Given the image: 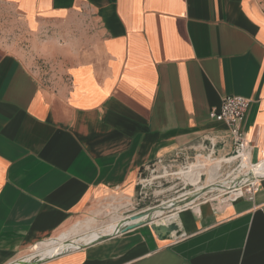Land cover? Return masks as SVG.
<instances>
[{
    "label": "crops",
    "instance_id": "0c3cea01",
    "mask_svg": "<svg viewBox=\"0 0 264 264\" xmlns=\"http://www.w3.org/2000/svg\"><path fill=\"white\" fill-rule=\"evenodd\" d=\"M0 4L50 65L40 73L0 45V264H264V176L232 203L198 202L126 232L119 223L117 234L66 239L63 251L41 256L89 206L140 202L157 160L226 134L209 117L226 96L251 101L246 168L264 162L258 0ZM163 223L173 230L156 233Z\"/></svg>",
    "mask_w": 264,
    "mask_h": 264
},
{
    "label": "built area",
    "instance_id": "2783aa9c",
    "mask_svg": "<svg viewBox=\"0 0 264 264\" xmlns=\"http://www.w3.org/2000/svg\"><path fill=\"white\" fill-rule=\"evenodd\" d=\"M250 103V100L242 97H224L221 100L219 108L210 111L209 117L223 123L226 126V134H206L195 146L190 145L186 148L176 150L173 156L167 161L157 160V164H159L163 170H160L161 174L158 175V171L154 165L149 167V177L143 178L140 184L141 199L146 200L148 196L147 189L151 188V186H156V180H164L165 175L163 174H166L167 171L173 169V167L175 169L178 168L173 174L181 176L180 178L177 176V179L181 180L182 188H184V186L194 187L192 182L186 177H183L182 174L193 173L194 169L192 166L197 163L203 165L201 175L199 176V182L197 183L198 186L202 183V177H205L207 172L209 176L207 187L213 190H216L218 186L224 188L222 190V195L214 196L208 201L232 203L245 195L251 196L257 189V180L260 177H257L255 181L247 183V175L243 171L246 167L242 166V161H244L245 158L247 159L249 148L246 134L242 128V122L250 107ZM217 161L219 162L218 167L215 166ZM205 163H210V167L207 168ZM234 163L236 166L233 167L234 170L232 172H234L233 174H235V177H231L227 175L228 171H225L232 168V166L235 165ZM214 168L217 170L213 173ZM224 175L226 179L223 183L217 184L216 181L223 178ZM210 176L212 177L210 178ZM186 207L188 206L185 205L176 210ZM118 232L119 230L116 229V231L112 233L117 234ZM58 253H60V251Z\"/></svg>",
    "mask_w": 264,
    "mask_h": 264
},
{
    "label": "rangeland",
    "instance_id": "374dc122",
    "mask_svg": "<svg viewBox=\"0 0 264 264\" xmlns=\"http://www.w3.org/2000/svg\"><path fill=\"white\" fill-rule=\"evenodd\" d=\"M258 2L264 8V0H258ZM30 42L31 34H29L22 26L15 13L7 6L0 4V45L20 53L23 60L29 64L33 70L40 73L47 72V70L50 69V65L43 59L37 58V56L32 54ZM205 165L208 168L211 164L205 163ZM234 166H236V164L225 171H228L227 175L235 177V174H233L234 172H232ZM160 170H163L162 167H159L157 170L158 175L161 174ZM177 170L178 168L175 169L173 167V169L168 170L166 174H163L165 175L164 180H156L155 183H157V188L156 186H151V188L147 189L148 196L146 200L141 199L142 197L139 198L140 202L135 198L128 201L124 200L122 197L112 198L111 202L105 200L89 206L83 215H80V217L73 221L72 224L74 225L77 222H87L88 220H91L89 223L90 227L100 230L109 224L112 219L117 218L118 216L129 218L136 214L140 216L147 213L149 215V213L152 214L156 209L163 210L162 215L160 214L158 216H168L182 206H189L201 201H208L214 196L222 195V190L224 188L218 186L216 190H213L210 189V187H207L209 176L206 171V176L202 177V183H200L199 188L185 186L182 188L181 180L177 179V176L178 178L181 176L173 174ZM243 171H246L245 174L248 177H246L247 183L256 180L251 169L246 168ZM225 179L226 176L224 175V177L217 180L216 183H223ZM152 217L155 216H151V218ZM58 235L53 237L54 240H57L59 237ZM26 256L31 257L30 253L24 255V258H26Z\"/></svg>",
    "mask_w": 264,
    "mask_h": 264
},
{
    "label": "bare ground",
    "instance_id": "6f19581e",
    "mask_svg": "<svg viewBox=\"0 0 264 264\" xmlns=\"http://www.w3.org/2000/svg\"><path fill=\"white\" fill-rule=\"evenodd\" d=\"M245 160H246V158H245ZM245 160L242 161V166H245L246 167L248 165H246V161ZM215 166L216 167L219 166V162L218 161L216 162ZM192 168L194 169L193 173H190V174L184 173V174H182V176L183 177H186L187 179H189L192 182V184L194 185V187L199 188V186L197 185V183L199 182V176L201 175V169H203V165L201 163H197L196 165H193ZM216 170L217 169L214 168L213 169V173ZM251 171L253 173L254 178L264 176V162L261 161L260 164L254 165L251 168ZM247 173H249V172H247ZM211 177L212 176H210V178ZM206 190H208V189H206ZM196 198H197V196H196ZM162 211L156 209V210L153 211L152 214H150V213H149V215H146L145 214V215L139 216L136 219L125 218V217H119L118 216L117 218L112 219L109 224H107L103 229H100V230H97L94 227L93 228L90 227L89 223L91 222V220H88L87 222H78L74 226V228L72 229V231L70 233L60 236L59 239H58V241H54L53 240L54 242H51V244L46 245V246H43L45 248L42 250L41 256L42 257L49 256V255H51V254H53L55 252H59L60 250H62L63 247H59V246H61L62 243L66 239H70L72 241V242H69L68 241L69 242V243H67L68 246H70V245L75 246V245H78L80 243H88V242L96 239L100 234H104V235H106V234H112V232L116 230V228L119 225V223H120V225L123 226V225L135 223L137 221L138 222L139 221H144V220L150 218L151 216H155L156 217V216H158L160 214L162 215ZM148 212H149V210H148ZM152 218H154V217H152ZM36 249H38V248H36Z\"/></svg>",
    "mask_w": 264,
    "mask_h": 264
},
{
    "label": "water",
    "instance_id": "95a60500",
    "mask_svg": "<svg viewBox=\"0 0 264 264\" xmlns=\"http://www.w3.org/2000/svg\"><path fill=\"white\" fill-rule=\"evenodd\" d=\"M145 214H147V213H144L142 215H145ZM142 215H140V216H142ZM138 217H139V215H132L129 218L136 219ZM149 219L150 218H148L146 220L149 221ZM146 220L139 221V222L137 221V222L132 223V224L123 225L121 230H122V232L129 231V230L136 228V227L142 225L143 223L147 222ZM153 229L156 231V233H162V232L163 233H170L173 230V226L172 225H166L163 223V224H159V225H153Z\"/></svg>",
    "mask_w": 264,
    "mask_h": 264
},
{
    "label": "flooded vegetation",
    "instance_id": "af4514ba",
    "mask_svg": "<svg viewBox=\"0 0 264 264\" xmlns=\"http://www.w3.org/2000/svg\"><path fill=\"white\" fill-rule=\"evenodd\" d=\"M141 198V197H140Z\"/></svg>",
    "mask_w": 264,
    "mask_h": 264
}]
</instances>
